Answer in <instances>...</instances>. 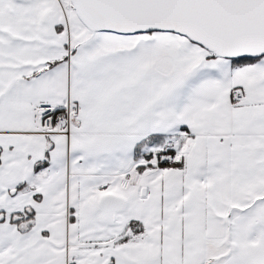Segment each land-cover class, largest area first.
Here are the masks:
<instances>
[{
  "label": "snow or ice",
  "instance_id": "snow-or-ice-1",
  "mask_svg": "<svg viewBox=\"0 0 264 264\" xmlns=\"http://www.w3.org/2000/svg\"><path fill=\"white\" fill-rule=\"evenodd\" d=\"M0 264H264V0H0Z\"/></svg>",
  "mask_w": 264,
  "mask_h": 264
}]
</instances>
